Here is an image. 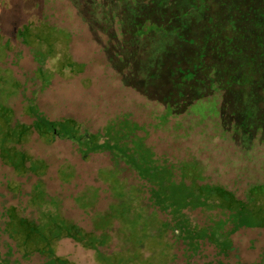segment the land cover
I'll return each mask as SVG.
<instances>
[{
    "label": "rangeland",
    "instance_id": "1",
    "mask_svg": "<svg viewBox=\"0 0 264 264\" xmlns=\"http://www.w3.org/2000/svg\"><path fill=\"white\" fill-rule=\"evenodd\" d=\"M91 1L45 0L41 5L44 15H40L36 0H0V253L11 264H50L44 255H26L18 249L23 237L15 236L14 224L19 227L21 221L36 222L41 237L55 224L54 234L64 238L70 236L65 227L76 224L69 218L88 228L87 221L94 225L93 220L101 216L95 209L99 199L98 209L107 208L101 189H90L85 197L75 199L76 208L83 214L75 207H59L56 196L44 192L45 180L38 173L40 163L25 170L28 141L24 133L33 130L35 114L26 110L25 116L19 101L13 107L10 104L13 97L27 104L32 96L39 95V104L48 118H74L94 132L102 127L100 138L114 134L110 137L114 143L110 152L124 174L115 184V173L104 176L106 172H102L105 179L101 181L114 184L108 190L117 203L109 207L118 214L127 213L123 219L129 235L123 230L116 234L120 244L113 256L123 259L132 254L141 264H172L171 247L175 246L178 261L174 264H264V145L247 141L239 132L224 137L226 143L219 140L215 101L217 93L228 84H212L210 68L203 75L202 67L198 72L202 46L184 34L183 26L185 7L198 10L203 1L139 0V15L157 26L136 22L134 2L131 5L126 0H110L100 10L98 1ZM164 1L185 4L176 10L165 8L153 13L145 5L159 10ZM117 6L130 9L119 21L113 14ZM110 14L113 23L109 26L105 20ZM223 30L225 26L219 24L205 35H213L217 67L221 57L234 52L230 46L221 45L222 34H214ZM179 41L195 50L187 65L182 60L185 48ZM72 60L88 65L83 76L71 78L80 71ZM68 63V74L63 75ZM34 64L44 71L24 73L19 81L22 71L30 73ZM87 78L93 81L89 90L80 84ZM42 80L51 83L44 93ZM176 82L193 88L208 87L213 94L198 90L191 105H185L178 100L183 90H176ZM89 86L87 79L86 88ZM240 97L227 113L246 105ZM130 113L140 124L131 123ZM227 115L231 122V114ZM229 121H223L224 129ZM78 132L72 127L62 133L75 135V144ZM152 132L156 134L149 145L160 154V143L166 141V156L157 157L142 146V140L150 138ZM69 146L61 143L47 150L38 148L35 155L56 165L62 155H67ZM109 161V154H99L83 168L95 177L98 169L110 165ZM189 225L191 231L181 230ZM89 233L91 237L96 234ZM58 254L76 264H94L91 252L69 240L61 242Z\"/></svg>",
    "mask_w": 264,
    "mask_h": 264
},
{
    "label": "trees",
    "instance_id": "2",
    "mask_svg": "<svg viewBox=\"0 0 264 264\" xmlns=\"http://www.w3.org/2000/svg\"><path fill=\"white\" fill-rule=\"evenodd\" d=\"M108 1L110 0H94V3L97 2V7L100 10H103ZM115 1L119 2L120 0H114V2ZM126 1L129 4L134 2L133 14L136 22L139 20L138 22L140 24L149 22L155 26L158 25L139 15V11L136 10L139 5V0ZM202 1L203 6L199 7L198 10H195L194 8V10L192 9L189 11L190 9L185 7L186 13L183 14H185L184 16L186 20L184 21L183 26L186 30L184 34H186L190 40H194L196 45L198 44L202 46V54L200 57L201 62L197 67L198 72L202 67L201 75H203L204 71L210 68L209 76L211 77L210 82L212 84L215 81H221L222 83L227 81L228 84L226 88H222V92L217 93L216 95V114L214 117L216 123L215 125L218 126V129L220 130L219 126H224V120L228 124L227 110L228 112L232 110V104H234L233 102L238 100V97L242 96L244 101H246V105L242 108H238L239 111H236L235 113L240 117L239 124H242V127H239V130H247L246 123L249 122L252 128L262 131L261 134L264 135V114H262V112H264V0ZM35 3L38 7V13L40 15L43 13L44 15V8L41 7V5H44L45 0H36ZM91 3H93V0ZM146 3L145 5L151 13L159 11L163 12L165 8L169 11L176 10L185 4L182 2L174 4L173 2L164 1L160 5V9L157 10L155 7L148 6ZM46 4H48V2H46ZM101 5H103L102 9L100 8ZM118 10L123 13L117 12ZM126 10L130 11V9H124L121 6H117V10L113 14L119 21L123 16L128 14ZM200 12H202V14H200ZM119 14H121L120 17ZM111 15L112 14H110L108 19L105 20L106 25L113 23ZM219 24L225 26V30L214 34L216 36L222 34L224 37L220 39L221 45L226 47L230 46L234 52H231L226 58L221 57L222 61L219 62L217 67L215 63L218 59L214 52V48L212 47V40H214L213 35L211 38L209 36L206 37L205 35L209 29ZM179 43L185 48L182 60L185 65H187L188 61L195 56V50L188 48L180 41ZM239 57L240 59L242 58V60H240ZM238 61L244 63V65H239L237 63ZM213 69H215V71L211 73ZM223 86H225V83ZM4 87L7 88V86ZM175 88L176 90L177 88H182L183 93L181 97L178 96V100H181L183 104H188L189 106L191 105L189 103L193 100V97L196 95L195 93H197L198 90L205 89L209 91V95L213 94L211 88L202 86H196L193 88L190 85L186 84V86H184L182 83L180 84L177 82ZM192 93H194V95H191ZM202 99L206 100L207 98L203 97ZM28 110L30 113L35 114L33 127L38 128V130H40L43 134H46L50 124L38 117L36 110L30 107ZM205 126L207 127V121L205 122ZM220 131L219 140L226 143L225 138H228L226 135L229 134V131L224 128ZM237 131L238 130H236V132ZM249 132L250 131L246 133ZM25 137L26 133H24V138ZM119 214L113 209L110 210L109 207L105 213L101 214L99 219L97 218L96 220H93L94 225L92 224V228L90 230L82 228L73 222L75 225H67L65 227L64 230L67 231L66 235L70 236H65L64 238H58V236L54 234L56 231L55 224L49 231L45 230V236L41 237L39 234V227L36 222L21 221L19 227L14 224L16 228L14 232L15 236L23 237L22 242L19 243L18 249L25 254L28 253L26 255L36 253L44 255L45 259H49L51 261L50 264H73L55 254L59 241L62 239H70L77 246H80L82 250L93 253L94 264H141L138 257L133 256L132 254L126 255L123 259H119V256H113L115 251L119 250L120 244L116 238V234H118L120 230H123L125 234L129 235V231L127 232L125 230L126 220L123 219V215H126L127 213L119 211ZM162 223L166 226L164 221ZM70 224H72V222ZM154 225L155 227H158L156 223H154ZM192 228L193 227L189 225V228L188 226H184L181 230H185L186 232L188 230L191 231ZM91 231H95V236L91 237V234L89 233ZM181 234L182 233H180V235ZM123 237H125L126 240V236ZM171 238L172 234L170 233L168 234L170 244L172 243ZM20 244H22V247ZM141 244L142 243L138 245L141 247ZM34 247L36 249L32 251V248ZM176 250L177 248H175V246L171 247V253L172 256H174L172 264H174L177 260V254H175ZM161 253L163 256L166 255V248L164 246L161 247ZM7 260L8 258L5 259V257L0 253V264H6Z\"/></svg>",
    "mask_w": 264,
    "mask_h": 264
},
{
    "label": "flooded vegetation",
    "instance_id": "3",
    "mask_svg": "<svg viewBox=\"0 0 264 264\" xmlns=\"http://www.w3.org/2000/svg\"><path fill=\"white\" fill-rule=\"evenodd\" d=\"M72 63L76 66L80 67V71H78L77 73H74L71 75V78H77L79 76H83L86 72H87V68L88 65L84 64V63H79L76 62L74 60H72ZM69 65L66 66L64 65V69L62 70L63 75H67L68 74V68L70 67L71 63H68ZM47 68V66H45ZM33 70L28 73L27 71H22V73L19 75L17 73L16 70L13 71V74L16 78L19 79L20 76V80H22L24 73L26 74H30L32 75L34 73V71H44L43 67L40 65H33ZM56 78V77H54ZM53 78V79H54ZM59 78V77H58ZM87 79L89 80L90 86L88 88H86V82ZM87 79H82L80 84L83 87V89L85 90H89L91 89L92 85H93V81L90 80L89 78ZM43 84L45 85L44 87V91L42 93H44L47 88H49L51 83H46L45 80H42ZM25 81L23 80V83ZM106 92H111L110 89H107ZM41 94V93H40ZM119 95H121L120 92H118ZM123 96V95H122ZM97 97V96H96ZM30 98V97H29ZM39 95L36 96H32L29 100L27 104H23V102L21 101V98H15L13 97L11 99V107L14 106V104L18 101L19 103V107L20 110L24 112V115L26 116V110L30 108L36 110V112L38 113V117L42 118L43 120H45L47 123L50 124L49 129L47 131L46 134H43L40 130H38V128L34 127L33 130L30 131L29 134H26L25 140L28 141V149H27V157L25 159V165L28 167L27 170H31L33 163H40V168L39 170H41L40 172H38L41 177L45 180V185H42L44 188V192L47 193L48 195L50 193H53L54 197L56 196V203L59 205V207H79L76 203H75V199L78 197H85V193L87 191H89L90 189H98V191L101 189L103 192H105V197L102 198V201H108L107 203V208L104 210H100L98 209V206H100L101 203V199H99L97 206L95 207L96 210H98L101 214L105 213L109 206L113 203H117V199L113 198L110 191L108 190L109 188H111L114 184L112 183V185L110 184H105L104 182L101 181V178H104V176H108L112 173L116 174V181L114 182L115 184L120 182L121 176L122 174H124V171L122 170L123 167H117L115 161H113V156L111 155V152H113V150H111L113 148V144L110 141V137L114 134H110L109 137L107 139H105L103 136L100 138L99 134L102 132V127L98 128L94 131H92L91 129H88L84 124L78 122L76 119L74 118H70V117H63V118H58V119H50L47 117V115L44 113V111L41 109V106L39 104ZM107 99V98H106ZM111 98H109L108 100H110ZM234 105V104H232ZM66 107H63V109H65ZM138 110V108H136ZM35 112V113H36ZM235 111H232V113H228L231 114V122L229 121L230 125H226V129H228L229 134H227V137H232V135H237V133L239 132L240 134H246L245 136L247 137V141L251 142V143H255L256 141L259 142L260 145L264 144V136L262 133V131L260 130H255L254 128H252V126H250V123L247 122L246 120V128L247 130H239V127H242V124H239V119L240 117L237 116L238 114H235ZM131 117H130V121L131 123H138L137 121L133 120V115L132 113ZM262 114H264V112H262ZM30 118H32V115H30ZM35 121V118L33 119V123ZM28 122V120H27ZM77 125L79 127H77ZM238 126V127H236ZM72 127H74V129H78V142L73 144V137L75 135H65L62 132L65 131L67 132L68 129H71ZM218 127V126H217ZM220 130L222 128H224L223 125L219 126ZM160 130V129H159ZM236 130H238L236 132ZM117 131V130H116ZM250 131L249 133H246ZM259 131V132H258ZM114 131H111V133ZM118 132V131H117ZM159 132V131H157ZM156 132H152L151 137L150 138H146L143 139L142 141H144V143H141L142 146L144 148H150L151 152L153 153V155L160 157L161 154L163 156H166V141H164L163 143L159 142V138L157 139V141L161 144L162 146V153L158 154L155 153L156 151L149 145L150 140L155 136ZM259 135V136H258ZM163 137H165V133L163 134ZM61 143H68L70 146L68 148V151L66 152L67 155H62L59 159H58V163H56V165H52V163L47 160L44 159L43 157H40L38 155H35V149H42V150H47L48 148H52L55 146H58ZM89 146H91V150H89ZM111 150V152H110ZM99 154H109L110 155V165L104 168H100L97 170L95 177H93V175L89 172H85L83 168L85 165L89 167V163L91 162L92 158L94 156H97ZM55 171L52 172L51 169H53L54 167ZM38 169V167L36 168ZM102 172H106V175H102ZM37 174V172H36ZM105 179V178H104ZM49 180V181H48ZM52 180V181H50ZM93 180V181H92ZM1 186L3 187V185L1 184ZM39 186V190H40V185ZM4 187L6 188V186L4 185ZM77 189V191L75 190ZM75 191V192H72ZM102 192V193H103ZM77 193V194H75ZM98 197H100V195H98ZM77 210H79L78 208H76ZM65 211V208H64ZM80 212L83 211L79 210ZM66 214V211H65ZM67 216V215H66ZM70 221L76 223L78 226L83 227L82 225L78 224L77 222L71 220L69 218ZM86 221V220H84ZM87 223H89V227L85 228L87 230L91 229V221H87ZM65 240H69L71 242H73L70 239H62L59 241L58 244V248L56 250V255L60 258H63L65 260H67V262H71L73 264V261L69 260L68 258H66L65 256L59 255L58 254V249L59 246L61 244L62 241ZM74 243V242H73ZM75 244V243H74ZM88 252V251H86ZM6 254V253H5ZM93 255V253H92ZM178 261V257L176 262ZM6 264H11V261L9 260L8 262L6 261Z\"/></svg>",
    "mask_w": 264,
    "mask_h": 264
}]
</instances>
